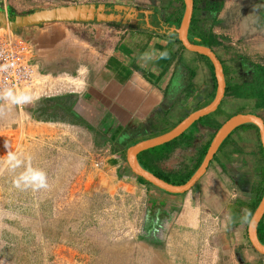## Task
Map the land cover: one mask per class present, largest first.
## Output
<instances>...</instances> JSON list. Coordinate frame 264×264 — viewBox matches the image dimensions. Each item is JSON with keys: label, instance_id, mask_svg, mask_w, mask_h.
<instances>
[{"label": "crops", "instance_id": "obj_1", "mask_svg": "<svg viewBox=\"0 0 264 264\" xmlns=\"http://www.w3.org/2000/svg\"><path fill=\"white\" fill-rule=\"evenodd\" d=\"M192 1L191 19L195 16L206 18L208 14L198 9L199 5ZM240 1L224 0L221 7L224 9L228 2L229 9H233L236 4L238 8ZM255 1L250 0L251 6ZM212 2L215 4L216 1ZM84 4L103 5L107 14H115L113 10L118 7L125 8L129 13L124 15V12H118L120 19L113 24L59 22L56 23L57 26H50L54 24L49 23L28 27L25 28L24 40L29 42L32 51L33 48L37 49L44 68H54L56 73L51 76L56 85H64H60L63 89L59 90L60 94L56 97L69 95L75 101L72 110L90 125H99L98 139L105 142L98 144L94 138V143L91 137L92 146L102 152L98 156L97 175H115L120 181H134V184L148 191L146 205L158 211L161 216L162 212L168 215L163 249L155 252L147 248L145 252L148 258L150 256V263L264 264V256L252 249L247 238L251 218L247 217V210L253 199L250 187L254 182L256 167L259 166L256 151L251 145L246 150L254 166L252 179L249 177L251 184L246 183L249 178H245L243 169L236 172L231 168L235 173L239 172L235 179L226 173L230 171L225 167V163L230 161L227 158L230 155L241 157L239 163H244L243 147L236 142L240 136L233 140L236 145H231L230 142L225 146L213 166L218 170L217 173H222L225 178L229 176L225 181L227 185L221 181L215 183L209 177L211 167L208 165L205 174L192 188L183 193L171 194L138 182L141 181L140 178L134 176L127 166L126 153L131 146L168 133L213 100L206 103L210 98L213 82L209 69L206 65L203 66L206 64L204 59H197L198 74H194L191 66L187 68L189 63L181 58L182 50L175 41L178 40V30L184 14L183 1L88 0ZM178 12H181L180 23L175 25L172 19ZM227 14L224 12L223 15ZM234 14L239 13L233 12L228 17V24L221 28L216 25L220 18L215 13L209 14V18L215 17L213 33L222 37L229 35L224 44L227 49L252 33L250 29L253 27H248L245 34L237 28L241 19L237 20ZM168 15L171 18L166 20ZM242 19L246 25L253 22L249 15L242 16ZM53 27L55 31H49ZM187 38L189 40V27ZM215 49L212 51L222 62L224 69L225 65ZM33 61L32 58L34 64ZM45 62H52L54 65H44ZM49 72L46 74L49 75ZM189 85L193 87L191 91L187 89ZM194 88L199 89L194 91ZM263 112L264 110L261 111ZM198 120L178 136L184 134L185 137H192L191 145L187 147L186 140L179 142L168 159L157 164L156 167L162 174L184 175L194 166L199 150L212 132L205 127L207 120L197 122ZM217 120L221 121V117H217ZM45 123L66 127L70 132L75 131V134L86 130L65 122ZM192 126L195 127L194 134L187 132ZM247 187L250 197L244 200L236 195V190L241 194L246 193ZM243 224L244 229L241 227Z\"/></svg>", "mask_w": 264, "mask_h": 264}, {"label": "rangeland", "instance_id": "obj_2", "mask_svg": "<svg viewBox=\"0 0 264 264\" xmlns=\"http://www.w3.org/2000/svg\"><path fill=\"white\" fill-rule=\"evenodd\" d=\"M84 1L88 0H0V12L12 19L34 10L84 4ZM214 1L220 5L215 13L220 18H216L218 28L227 25L228 17L236 11L239 14H234L235 18L241 19L237 26L240 31L245 34L248 27H253L249 28L250 36L241 38L228 49H215L224 67L231 71L233 81L245 80L251 74V66H262L264 60V0H256L253 6L250 0H241L238 8L236 4L233 9H229L228 2L223 9L224 0ZM224 12L228 14L223 15ZM246 15L253 21L247 25L242 19ZM56 23L59 22L50 26H57ZM25 28L28 27L19 28L17 33L0 28V33L20 41L26 39ZM33 51L36 76L31 86L0 96V264H151L145 252L147 248L155 252L163 249L168 215L162 212L161 216L147 206L148 191L134 181H120L115 175H97L98 156L102 152L92 146L91 137L98 144L105 140L96 139L88 130L75 134L66 127L36 119L39 103L44 98L58 96L64 85H56L51 76L56 73L54 68H44L37 49ZM181 58L197 75V59L203 58L185 50L181 51ZM187 89L191 91L192 85ZM229 101L226 98L220 105L224 115L240 108H252L251 103L233 100V105H229ZM257 114L264 120V112ZM91 126L100 130L99 125ZM194 130L192 126L187 132L194 134ZM238 136L236 142L243 147L244 163H239L241 157L230 155L227 157L230 161L225 163L230 171L226 173L235 179L239 172L231 168L236 172L243 169L245 178H251L254 166L246 150L250 145L253 147L252 133L237 130L226 146ZM224 148L210 163L208 174L215 183L221 181L227 185L229 176L225 178L213 167ZM250 178L246 183L251 184ZM254 186L252 182L250 190ZM245 192L236 190V195L245 200L250 197L249 187ZM244 226L241 227L244 229Z\"/></svg>", "mask_w": 264, "mask_h": 264}, {"label": "trees", "instance_id": "obj_3", "mask_svg": "<svg viewBox=\"0 0 264 264\" xmlns=\"http://www.w3.org/2000/svg\"><path fill=\"white\" fill-rule=\"evenodd\" d=\"M177 2H181V0H175ZM212 0H194L195 5H199V8L202 12L208 14L206 15V18L195 16L191 19L190 26H189V41L193 44L204 46L206 48H209L213 50L214 48L218 47H225L224 44L228 40L225 37L218 36L213 33V25L215 22V17H210L209 14H213L218 12L220 9V5H215ZM180 15L181 12L176 14L174 18L172 19L173 24L179 25L180 23ZM166 20L171 18L170 15L166 16ZM176 43L179 44L181 50H185L182 45L179 43L178 40H175ZM198 57H202L206 64L208 65L210 74H211V80L213 82V88L212 92L210 94V98L206 103H209L214 98L215 93V79L213 75V68L210 63V61L201 55H197ZM222 64V62H221ZM224 67V66H223ZM228 68V67H227ZM249 68V67H248ZM244 69H247V67L244 65ZM251 74L249 77L245 80L240 81H233L234 78H232V73L226 67L223 69L224 78H225V91H224V97L222 101L220 102L219 106L217 107L216 111L211 113L210 115L206 116L205 118H202L198 120L197 122H200L201 120H208V123L205 124V127H208L211 129V135L206 141V143L201 147L199 150V153L196 157L194 166L184 175H164L157 169V164L159 162L165 161L170 156L171 152L176 149L177 144L179 142H183L184 140L187 141V147L191 145L193 138L192 137H185L184 134H182L177 139L166 143L165 145L161 147H157L154 149H149L146 151L141 152L138 156V162L140 166L156 176L157 178L163 180L166 183L172 184V185H180L185 183L195 172V170L200 166L206 151L209 147V144L214 137L215 132L219 129L221 124L229 119L231 116L237 115V114H254L260 117V115L257 114V112L264 110V60L262 63V66H251ZM226 98H230L229 105H233V100H239L241 103H251L252 108L249 110L245 108H240L241 110L234 111L230 113L229 115H224L223 110L220 109L221 103L224 101L226 102ZM232 100V101H231ZM75 101L72 97L69 95L67 96H60V97H48L44 98L40 103L39 107L36 108V119L40 121H46V122H65L71 125H75L78 127H82L90 132L93 133L94 137L98 139L99 133L85 120H83L80 116H78L73 110L72 106L74 105ZM205 103V104H206ZM225 107V106H224ZM254 110V111H251ZM217 117H221V121L217 120ZM248 131L250 130L252 132V144L253 149L256 151V158L258 160L259 166L256 167V171L254 173V183L255 186L253 190H251L253 199L251 201V204L247 210V217H251L254 210L258 206L261 197L264 192V154L262 151V147L259 142L258 138V131L257 128L254 125H246V126H240L236 128L220 145L218 151L215 153V155L212 158V161H214L215 156L217 153L222 149V147L226 146L227 140L231 137V135L235 131ZM99 140V139H98ZM101 141V140H100ZM231 145H236L233 140L231 141ZM210 161V163L212 162ZM209 163V165H210ZM174 177V178H173ZM141 180V179H140ZM142 183L151 186L150 184L144 182L141 180ZM258 240L261 244L264 245V215L262 218V221H260L258 227Z\"/></svg>", "mask_w": 264, "mask_h": 264}, {"label": "water", "instance_id": "obj_4", "mask_svg": "<svg viewBox=\"0 0 264 264\" xmlns=\"http://www.w3.org/2000/svg\"><path fill=\"white\" fill-rule=\"evenodd\" d=\"M182 1L184 4V14L178 30V40L185 50L202 55L210 61L216 83L215 96L209 105L189 115L184 121H182L168 133L163 134L156 139L137 143L131 146L126 153L127 166L134 176L140 178L144 182L154 186L159 190L171 194L183 193L192 188L195 183L198 182V180L205 174L210 161L218 151L222 142L236 128L240 126L254 125L257 128L259 142L264 154V121L259 116L254 114H237L231 116L221 124L219 129L215 132L214 137L209 144V147L200 166L183 185L175 186L168 184L163 180L157 178L150 172L144 170L139 165L137 155L140 152L151 149L158 145H162L178 137L194 121L214 112L224 97L225 79L222 65L211 49L193 44L188 40L187 31L192 16L193 1ZM106 11L107 9H105L103 5L78 4L59 6L51 9L34 10L28 15L15 16L12 19H7L4 13L0 12V28H8L10 31L16 32L19 28L38 26L44 23L53 22L113 23L120 19V15H118V12H124V15H127L129 13L125 8L122 9V7L114 9L113 11L115 12V14H107ZM263 215L264 192L257 208L250 218L247 228V238L252 249L255 250L258 254L264 256V245L260 243L257 237V226Z\"/></svg>", "mask_w": 264, "mask_h": 264}, {"label": "built area", "instance_id": "obj_5", "mask_svg": "<svg viewBox=\"0 0 264 264\" xmlns=\"http://www.w3.org/2000/svg\"><path fill=\"white\" fill-rule=\"evenodd\" d=\"M32 54L27 41L0 33V96L31 86L36 76Z\"/></svg>", "mask_w": 264, "mask_h": 264}, {"label": "flooded vegetation", "instance_id": "obj_6", "mask_svg": "<svg viewBox=\"0 0 264 264\" xmlns=\"http://www.w3.org/2000/svg\"><path fill=\"white\" fill-rule=\"evenodd\" d=\"M0 8H1V6H0ZM1 11V10H0ZM8 14H5V16H6V18L8 19V16H7ZM14 33H17V31L16 32H14ZM257 237H258V235H257Z\"/></svg>", "mask_w": 264, "mask_h": 264}, {"label": "clouds", "instance_id": "obj_7", "mask_svg": "<svg viewBox=\"0 0 264 264\" xmlns=\"http://www.w3.org/2000/svg\"><path fill=\"white\" fill-rule=\"evenodd\" d=\"M223 70V69H222ZM224 74V73H223ZM214 75V74H213ZM225 79V78H224ZM261 118V117H260ZM262 119V118H261Z\"/></svg>", "mask_w": 264, "mask_h": 264}, {"label": "bare ground", "instance_id": "obj_8", "mask_svg": "<svg viewBox=\"0 0 264 264\" xmlns=\"http://www.w3.org/2000/svg\"><path fill=\"white\" fill-rule=\"evenodd\" d=\"M73 79V78H72ZM64 82V81H63Z\"/></svg>", "mask_w": 264, "mask_h": 264}]
</instances>
